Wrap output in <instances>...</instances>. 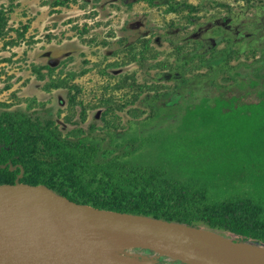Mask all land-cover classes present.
<instances>
[{
	"label": "rangeland",
	"instance_id": "rangeland-1",
	"mask_svg": "<svg viewBox=\"0 0 264 264\" xmlns=\"http://www.w3.org/2000/svg\"><path fill=\"white\" fill-rule=\"evenodd\" d=\"M52 1L0 0L7 18L0 35V111L22 110L33 117L53 118L62 133L79 128L72 137L73 133H91L101 138L102 150L112 149L109 157L123 150L150 148L155 139L149 133L158 127L178 130L179 109L193 84L184 91L174 88L183 75L178 63L184 57L194 53L205 58L219 56L229 45L232 51L240 50L238 56L231 54L229 64L236 65L242 77L252 70L264 73V47L251 51L245 46L254 37L264 43V0H252L253 5L245 0H61L56 5ZM171 1H185L197 8L189 10L179 4L178 11H167ZM198 27L205 28L199 31ZM224 36H231V44ZM201 37L205 41L199 46ZM243 62L260 65L254 70ZM185 66L187 77L211 72V67L200 63L199 55ZM222 75L219 72L215 81L229 84L231 79ZM206 89L211 92V87ZM232 93L235 102L258 100L246 88L230 87L223 92L225 96ZM198 97H192L191 104ZM156 105H162L160 113ZM130 134L138 137L130 138ZM124 135L125 140L121 139ZM113 137L121 145H114ZM204 145L202 149L207 150ZM248 151L240 156L248 158ZM219 156L224 159V152ZM239 159L235 161L242 162ZM251 171L264 177L263 165L257 168L246 162L231 173L218 172L198 180L208 185L214 197L260 194L262 186L250 185L258 179ZM116 252L134 255L136 260L157 258L154 251L137 247H117Z\"/></svg>",
	"mask_w": 264,
	"mask_h": 264
},
{
	"label": "trees",
	"instance_id": "trees-1",
	"mask_svg": "<svg viewBox=\"0 0 264 264\" xmlns=\"http://www.w3.org/2000/svg\"><path fill=\"white\" fill-rule=\"evenodd\" d=\"M245 1L247 5L254 4L252 0ZM56 2L62 1H52ZM179 4L189 10L197 8L185 1H171L166 10L178 11ZM6 19L0 9V35L5 32ZM224 38L231 44V36ZM245 46L253 51L258 46L264 47V43L259 44L258 37H254ZM239 51H232L227 45L219 56L205 58L194 53L178 63L183 75L177 78L174 88L184 91L193 83L184 107L179 109L182 116L178 130L168 131L163 126L149 131L155 140L143 151L128 149L109 157L112 149L102 150L100 137L91 133L81 136L73 133L72 137V132H78L79 128L62 133L53 118L41 119L22 110L3 109L0 111V183L15 182L21 172L19 181L43 184L76 202L178 221L212 229L234 240L264 245V189L256 195L237 193L214 197L209 195L208 185L198 180L214 177L218 172L231 173L245 167L246 162L257 168L264 166V73L252 70L242 77L236 65L229 64L231 54L238 56ZM194 55H199L200 63L211 67V72L184 76L185 64ZM251 63L242 64L246 68L253 65L254 70L260 65V62ZM219 72H224L223 79L229 78L231 82H216L214 78ZM61 83L63 80L53 82ZM207 86L211 92H207ZM230 87L253 90L258 100L235 102L236 94H223ZM215 90L220 93H214ZM197 95L196 102L191 104L192 97ZM156 107L158 113L163 109L162 105ZM66 120L70 118L66 116ZM126 136L121 139L125 140ZM136 137L130 134V138ZM112 143L121 145V140L113 137ZM203 145L208 149L203 150ZM246 151L250 156L241 157ZM223 152L224 159L219 156ZM255 175L258 179H253L250 185L264 188L262 173L251 171V176ZM158 261L170 262L164 255Z\"/></svg>",
	"mask_w": 264,
	"mask_h": 264
},
{
	"label": "water",
	"instance_id": "water-1",
	"mask_svg": "<svg viewBox=\"0 0 264 264\" xmlns=\"http://www.w3.org/2000/svg\"><path fill=\"white\" fill-rule=\"evenodd\" d=\"M11 166L10 168H14ZM0 183V204L20 202L50 211L61 221L76 227L91 228L105 234L117 247L142 248L154 251L155 260H136L134 255H119L134 264H264V245L234 240L212 229L157 218L149 215L95 207L73 201L43 184L19 181ZM126 240L129 243H124ZM170 262H159V256ZM0 264H53L40 259L27 261L0 252Z\"/></svg>",
	"mask_w": 264,
	"mask_h": 264
},
{
	"label": "bare ground",
	"instance_id": "bare-ground-1",
	"mask_svg": "<svg viewBox=\"0 0 264 264\" xmlns=\"http://www.w3.org/2000/svg\"><path fill=\"white\" fill-rule=\"evenodd\" d=\"M108 242L105 234L65 223L44 208L0 204V252L16 258L53 264H134L119 257Z\"/></svg>",
	"mask_w": 264,
	"mask_h": 264
},
{
	"label": "flooded vegetation",
	"instance_id": "flooded-vegetation-1",
	"mask_svg": "<svg viewBox=\"0 0 264 264\" xmlns=\"http://www.w3.org/2000/svg\"><path fill=\"white\" fill-rule=\"evenodd\" d=\"M123 1L126 2V3H132V2H134L135 0H123ZM59 3H60V2H56L55 5H56V4H59ZM227 26H228V24H227ZM203 28H205V27H203ZM203 28L198 27V30L201 31V30H203ZM196 34H197V33H196ZM199 40H200V44H199V46H202V43L205 41V39L201 37ZM209 41H211L212 43L214 42L212 38H211Z\"/></svg>",
	"mask_w": 264,
	"mask_h": 264
}]
</instances>
